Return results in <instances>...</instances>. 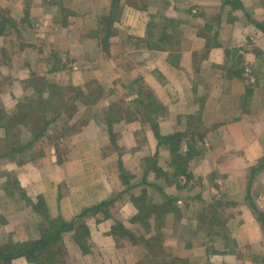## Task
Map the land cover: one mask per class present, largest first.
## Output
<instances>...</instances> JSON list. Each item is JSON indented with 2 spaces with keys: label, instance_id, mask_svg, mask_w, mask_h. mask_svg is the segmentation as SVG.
I'll return each mask as SVG.
<instances>
[{
  "label": "crops",
  "instance_id": "obj_1",
  "mask_svg": "<svg viewBox=\"0 0 264 264\" xmlns=\"http://www.w3.org/2000/svg\"><path fill=\"white\" fill-rule=\"evenodd\" d=\"M250 1L242 10L223 6L221 0H39L40 9L51 8L37 26L44 31L36 34V50L28 61L31 69L44 70L49 58H55L56 65L64 58L76 61L80 69L70 74L73 86L95 77L102 92L117 93L120 100L102 97L75 134L65 131L73 124L66 120L53 132L55 137L49 135L55 141L42 153L45 158L23 167L35 178L21 183L29 204L23 199L20 208L32 211V204L43 205L48 219L68 223L109 200L119 209L111 217L135 220V203L143 198L147 205L160 202L154 190L180 191V180L170 170L172 155L167 147L158 146L152 130L157 124L161 136L178 133L182 140L183 184L175 202L181 219L165 227L172 237L181 234V257L191 258L196 250L209 248L201 264H264V238L250 206L264 212V170L249 182L264 156V47L259 43L262 32L250 22L264 27V0ZM33 5L32 18L38 11L33 12ZM206 44L211 45L209 50ZM126 60L134 65L128 71L121 66ZM237 70L253 82L248 84L251 89L239 90V81L231 79ZM111 74L114 84L108 82ZM31 92L24 88L14 94L16 103ZM143 95L154 100L149 104L154 107L151 115L141 116L148 102L139 106L136 100ZM135 103L140 117L124 120L116 115L121 126L111 131L112 105L131 110ZM88 107L92 106L80 101L77 113ZM98 212L85 219L86 223L98 219L89 235L99 231L100 242H114L113 224L103 225ZM37 213L31 217L36 224ZM213 218H220L222 225H207ZM122 248L100 243L97 251L119 257ZM99 258L92 262L106 264ZM140 262L129 259L120 264Z\"/></svg>",
  "mask_w": 264,
  "mask_h": 264
},
{
  "label": "rangeland",
  "instance_id": "obj_2",
  "mask_svg": "<svg viewBox=\"0 0 264 264\" xmlns=\"http://www.w3.org/2000/svg\"><path fill=\"white\" fill-rule=\"evenodd\" d=\"M10 2V4H7V2ZM258 1V0H256ZM263 1V0H262ZM42 0H40V3ZM63 3V2H62ZM241 5L244 4L246 6L250 5L252 1L250 0H240ZM256 3V2H255ZM33 4H36L34 7L33 12H35V16L32 18L30 15L32 13ZM44 6V8H43ZM43 9H40L39 6V0H0V112L6 113L5 119L8 120L11 116H14L15 113L18 110L19 102L16 103V95L19 94L20 91H22L24 88H30L33 90L31 92L30 97H27L25 99H22L25 104H27L29 101L36 99L39 93H43L45 96H47V85H53L55 90H58V92L67 100V105L69 106L68 110L74 115L77 109L80 107V101H81V95L83 99H86L88 95H90V92H92L91 95V101L88 106L87 110H85V114L82 116H72L70 118L69 123L73 122V124L69 127L63 129L68 132V134L73 135L75 132L81 128V126L84 124L85 121H88L89 117H92L94 114V105L95 101L98 100V94L103 96V99L105 100H116L117 102L120 100L119 95L113 92H102V86L99 81L95 77L91 78L89 81H83V85L79 86H73L70 83V74L76 70V68L80 69V65L76 64L72 60L65 59L58 63L56 65L55 58H49L47 61V66H45L44 70L40 69H31V63H28V61L33 57L32 52L36 50V44H33L35 42L36 34H41L44 30L40 26L45 20L46 17L44 16L43 12H48L51 6L49 5H42ZM233 6L230 5V8ZM42 11V12H41ZM41 15L37 14L40 13ZM21 15V17H19ZM30 17V18H29ZM19 18L22 19L19 21ZM8 21V23H2L3 20ZM28 20V21H27ZM30 21V22H29ZM48 29V28H47ZM43 30V31H42ZM259 32V31H258ZM260 33V32H259ZM261 34V33H260ZM263 34V33H262ZM261 34V41L259 40V43L261 42V45L264 47V35ZM48 38V37H47ZM38 39V38H36ZM251 41V40H250ZM245 45H247V42H244ZM255 44V43H254ZM208 45V46H207ZM49 47V46H48ZM41 50L39 46H37ZM206 49L210 48V44L205 45ZM261 53V52H260ZM262 68L264 69V59L262 57L261 59ZM73 63H75V69H73ZM121 66L126 71L129 70V68L134 66L129 60L121 61ZM256 67V66H255ZM54 68H58L59 70L62 69L65 73L59 74L58 72L51 75L49 74L50 71L52 72ZM82 68V67H81ZM17 72H20L21 74H17ZM235 74L231 77V79H234L236 81H239V90L242 89H251L250 85L253 82L250 81V78L247 81L246 76H242L240 74V71H234ZM110 80L108 82L114 84V76L111 74L109 77ZM23 79V80H19ZM7 85H14L13 89L6 88ZM256 85V84H253ZM58 86V87H57ZM143 87V86H142ZM244 88V89H243ZM63 91V93H62ZM46 92V93H44ZM16 94V95H14ZM118 95V96H116ZM93 99H96L93 101ZM16 103V104H15ZM113 103V102H111ZM73 104V106H71ZM78 105V107L75 106ZM76 107V110L75 108ZM121 111H123V114L127 115V112L124 111V108H118ZM131 110L134 111V115H136L135 111L138 110L136 103L132 106ZM139 114V113H138ZM136 116H139V115ZM4 117L2 113H0ZM48 115H51V112H48ZM133 115V116H134ZM69 117V116H68ZM140 117V116H139ZM133 118V117H132ZM125 118L124 120H126ZM64 123V122H62ZM61 121L58 123L53 122L51 123L47 130L48 136H42L38 139V141L34 144V150L32 151L33 154L29 153L31 152V149H28L21 153H16L14 156L8 159H0V246L4 247L6 246L9 241H13L12 245L10 247H15L17 243L23 242V240L34 241L35 238L42 237L47 235L48 231L51 230L50 222L45 215L37 213L39 219L37 221V224L34 222L32 216V213L34 211H30L29 209H22L20 208L21 204H23V198L22 194H24L23 189L21 188V183L23 185H27L28 180L30 178H35L33 174L30 175V172L24 173L23 167L27 165L28 162L38 164L41 160H43V154L49 147L51 143L55 141L56 134H53V132H56V129L60 128L62 126ZM87 123L84 124V126ZM119 123H114L111 125V131H117L121 125H118ZM76 130V131H75ZM62 132V131H61ZM19 141L21 142H27L30 140L31 135L26 133V131L22 130L19 133ZM178 134V133H176ZM175 135V134H172ZM64 137V136H63ZM67 137V136H66ZM163 137V136H162ZM165 137V136H164ZM177 138H179V143H177V139H175L176 145H179V150L177 151V154H172V157L170 156L169 160H172L173 167H171L172 170L175 171V165L177 163H181V159L185 157H181L179 154V151H181V136L179 135ZM9 139V141H8ZM7 144L0 143V150L2 153L9 152L13 147L16 146V139H12L10 136H8ZM14 141V143H13ZM41 144H38V143ZM143 143V142H142ZM141 144H139L140 146ZM158 146H163L162 144H158ZM142 147H147L146 144L142 145ZM28 151H30L28 153ZM170 151V150H169ZM178 157H177V156ZM172 158V159H171ZM261 157L260 159H262ZM25 159V160H24ZM259 161V160H258ZM257 161V162H258ZM257 164V163H256ZM255 164V165H256ZM263 169L259 170L258 173L254 174V177L259 174V172L263 171ZM123 171V170H122ZM124 172V171H123ZM6 173V175L4 174ZM173 173H171L172 175ZM19 177L21 179V182L19 181ZM177 181H181V175H177ZM9 180L11 183H13L14 187L12 188V185L9 184V186L12 188L10 190L3 188L1 185L2 183L5 186V182ZM24 180L26 183H24ZM166 181V180H165ZM179 181V187L180 191L178 192L176 189L171 188L165 189L162 191H155L154 194L157 195L158 201H165L166 197L169 193L172 197H177V195H181V183ZM183 181V178H182ZM15 182V183H14ZM19 189V190H17ZM164 189V188H163ZM157 190V189H156ZM174 190V191H172ZM181 199V198H180ZM179 203V201L177 202ZM180 204V203H179ZM39 208L41 210L44 209L43 205H39ZM110 210V217L115 213L119 214L118 210L115 206L109 207ZM130 209H127L129 211ZM124 212V215L126 216L128 212ZM104 215V214H103ZM101 216L103 220H100L103 225H105V222L107 225L113 224L112 229L114 230L113 236H116L117 240L110 239V242H100V239L102 238L99 235V231H94L93 235H89V228L97 227L98 220L96 218L89 219L86 223V231H88V235L84 237L85 243H87L88 251L84 252V250L79 246L78 242L75 240V234H62L61 235V241L56 245H51L48 248L46 245L38 248L36 250V256L38 257L37 261L35 260H28L27 258H16L12 260L8 264H47L46 260L51 261V264H79V257L83 260H88V262H92L98 259L99 255V261H106V264H120L128 263L129 259L136 260L141 259L140 264H146V262H153V264H158L161 260H164L166 258L165 255L162 253H165L166 247H169V245L173 247H178V250L175 251V255H177L181 260V237L180 234H174L175 236L172 237L171 230H165V228L161 229V232H164V237H166L164 241V245H157L154 246V251L152 253H147V255L143 252V250H139L140 246L142 245V237H149L152 234H154L153 229H149V232H147V229L143 226V220L134 221L131 222L128 218H122L118 219L117 217L111 220L110 217L107 219L104 218V216ZM95 217V216H93ZM91 218V217H90ZM107 220V221H106ZM54 222V221H53ZM86 222V221H85ZM145 222V220H144ZM147 222V220H146ZM102 227V225H101ZM97 229V228H96ZM177 231V230H175ZM147 232V233H146ZM37 233V236L34 239L33 236ZM71 233V232H68ZM132 234L134 239L137 241H129L127 238V235ZM177 236L179 239H176ZM127 238V239H126ZM39 239V238H38ZM180 240V242H178ZM178 242V243H177ZM101 243V245H109V247H112L115 244V247L117 248L118 244L121 245L122 251H120L119 257L116 255L114 256L111 252L105 251V252H98L97 248L98 245ZM136 243H139L137 246ZM41 246V245H40ZM137 247V249L135 248ZM165 248V249H164ZM6 249H9L8 247ZM108 249V247H106ZM162 249L164 251H162ZM210 251V249H199L196 250L194 254H192L191 258H186L187 263L186 264H201V262L204 260L205 254H207ZM117 252V251H116ZM189 252V251H187ZM170 254V257H172L171 252H168ZM105 255V256H104ZM83 257V258H81ZM107 258V259H106ZM168 259V258H166ZM102 261V263H103ZM93 263V262H92ZM0 264H4L3 262H0ZM96 264V263H93ZM105 264V263H103ZM181 264V263H180Z\"/></svg>",
  "mask_w": 264,
  "mask_h": 264
},
{
  "label": "trees",
  "instance_id": "obj_3",
  "mask_svg": "<svg viewBox=\"0 0 264 264\" xmlns=\"http://www.w3.org/2000/svg\"><path fill=\"white\" fill-rule=\"evenodd\" d=\"M222 5H231L232 8H240L243 10L242 5L239 0H221ZM246 18H248L247 14H244ZM251 19H249L250 21ZM257 29H259L264 34V27L260 23L255 22L254 20H251ZM2 23H8V21L3 20ZM208 46V45H207ZM211 46V45H210ZM209 50V49H206ZM76 63V61H73ZM78 64V63H76ZM59 70L58 68H54L53 71ZM47 96H45L43 93H39V96L29 101L27 104L22 102L21 100L18 105V110L15 113L14 116H11L8 120L5 119L6 113L0 112L4 115V117L1 115L0 117V143L7 144L8 136H10L12 139H16L15 143L16 146L13 147L9 152L2 153L0 150V159H8L14 156L16 153L24 152L28 149H32L35 147L34 144L38 141V139L42 136L47 135V130L50 127L49 125L53 122L58 123L61 121L66 122V120H70L72 118L73 114L68 110L69 106L67 105V100L65 99L58 90H55L53 85H47ZM58 87V86H57ZM63 93V91H62ZM104 93V92H103ZM92 92H90V95L86 99H83L81 95V102L83 104H89L91 101V95ZM145 97L143 95V99L140 97L136 100L137 104L139 106H145L146 108L141 110V116L144 114H153L154 112L151 109H154V107H150L149 104L152 106L154 103L153 98L150 95H146ZM97 98L98 100L101 99L103 96L98 94ZM244 99L246 97H243ZM96 99H93L95 101ZM96 100L95 103L98 101ZM148 102L147 104H145ZM145 104V105H144ZM117 104L112 105L111 111L113 117L111 119L110 126L114 123H117L116 121L119 120V117L116 115L123 116V119L130 118L132 115H134V111H131L129 107H124V111L127 112V116L123 114V111L120 109L115 108ZM73 106V104L71 105ZM76 110V107H74ZM78 109L75 113H77ZM48 112H51V115H48ZM139 111L136 110L135 113H138ZM85 114V111L81 110L77 114V116H82ZM69 116V117H68ZM113 123V124H112ZM153 132L155 135V138L157 139L158 144H162L164 147H167L172 154H177V151L179 150V145H176L175 139H177V143H179V138H177L179 135H168L165 137H162L158 132L157 124H152ZM24 130L26 133L31 135V138L27 142H21L19 141V133ZM9 141V139H8ZM14 143V141H13ZM28 151V153L30 152ZM31 153H29L30 155ZM177 156V155H176ZM178 157V156H177ZM25 160V159H24ZM60 161V160H59ZM264 168V156L262 159H259L258 163L255 165V168L251 171V176L249 182L254 178V173L256 171H259ZM182 173L181 169V163H177L175 165V175L179 176ZM6 175V173H4ZM15 183V182H14ZM12 185V188L14 187L13 183H11L9 180L5 182V186L2 183V187L10 190L12 189L10 186ZM19 190V189H17ZM22 198L26 200V203L29 204V200L26 198L25 194H22ZM144 199V198H143ZM140 202L138 201L135 203L138 207L137 213L135 215L136 219L131 220V222L143 220L144 227L147 229V232H149V229H153L154 234H152L149 237H142V245H138L139 243H136L137 246H140V248H144L143 252L147 255V253H152L154 251V246L157 244L158 246L162 244L164 245V241L166 237H164V232H161L162 228L169 227L173 225L175 222L179 221L181 219V214L179 211V208L175 204L176 197H172L171 195L166 197L165 201L155 202V203H149L147 205L145 203V199ZM109 200L97 205L90 207L89 209H85L82 211L75 219H73L71 222H64L62 219L57 220H49L51 230L48 231L47 235L39 237V239L34 241H25L21 243H17L15 247H10L12 245L13 241H9V243L1 247L0 246V262H3L4 264L10 263L12 260L16 258H27L28 260H35L37 261L38 257L36 256V250L44 245L48 248L51 245H56L61 241V235L63 233L67 232H73L75 234V240L78 242L79 246L84 250V252L88 251V246L86 240L84 241L85 235H88V231H86V220L87 218H90L91 216H96L98 211L102 213L105 219L110 217V210L109 207L111 204H109ZM33 206H30L31 209L34 212H38L39 214H43L46 216L45 209L41 210L36 206L35 204H32ZM250 206L253 210V213L255 215V218L257 222L260 225L261 232L264 238V212L259 211L256 206L252 203H250ZM151 215H153L151 217ZM148 216V217H147ZM151 217V218H150ZM98 220V219H97ZM145 220V222H144ZM147 220V222H146ZM54 221V222H53ZM220 227L222 225V221L220 218H213L211 221L207 222V225H212ZM114 231V230H113ZM146 232V233H147ZM214 232V234L219 233L218 231H211ZM134 236L130 233L127 235V238L129 241H137L133 238ZM181 237V234H180ZM126 238V239H127ZM115 239L117 240L116 236ZM180 242V240L178 241ZM177 242V243H178ZM41 245V246H40ZM9 249H6V248ZM211 248V246H209ZM165 249V248H164ZM209 249V248H208ZM213 249V248H211ZM165 253H162L166 256L168 259L161 260L158 264H186L187 260L186 258H180L175 255V251L178 250V247H173L169 245V247H166ZM162 251H164L162 249ZM168 252H171L172 257H170V254ZM47 264H51V261L46 260ZM148 264H153L150 261L147 262ZM41 264V263H40Z\"/></svg>",
  "mask_w": 264,
  "mask_h": 264
},
{
  "label": "built area",
  "instance_id": "obj_4",
  "mask_svg": "<svg viewBox=\"0 0 264 264\" xmlns=\"http://www.w3.org/2000/svg\"><path fill=\"white\" fill-rule=\"evenodd\" d=\"M73 64H74V65H73V69H75V68H76V67H75L76 64H75V63H73Z\"/></svg>",
  "mask_w": 264,
  "mask_h": 264
}]
</instances>
